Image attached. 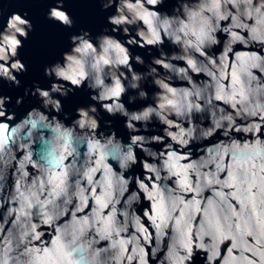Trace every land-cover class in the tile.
Segmentation results:
<instances>
[{"label":"water","instance_id":"water-1","mask_svg":"<svg viewBox=\"0 0 264 264\" xmlns=\"http://www.w3.org/2000/svg\"><path fill=\"white\" fill-rule=\"evenodd\" d=\"M115 7L108 12L100 10L96 0H0V126L7 128L11 133L3 153H0V242L6 238L13 240V247L16 248L17 239L21 230V225L26 223L25 218L17 221V212L21 206L18 199L17 187L25 195L35 193L41 201L49 198L53 187L60 182L58 178L59 169L49 173L46 171L41 157L57 145L58 133L55 131L59 124L61 132L71 131L74 138L76 153L68 156L65 165L69 166L65 187L66 195L62 193L55 199L54 204L49 205V211L56 217L52 225L42 223L38 215V207L32 211L31 223L39 225L36 229L40 233L37 240L28 244L29 248L41 249V254L53 247V242L57 237V229L71 225L73 215L77 220L88 217L93 219L96 210H100L101 219L91 228L87 235L96 241L93 245L98 249H109L107 253H101V259L116 257L121 253V248H111L112 241H126L124 244V254L120 264H140V257L137 248H143L147 253V264H172L175 255L183 256L186 253L179 248L183 229L186 225L191 226L193 249V260H185L184 264H231L232 258L248 257L255 260L252 254V247L256 245L254 234L256 227L254 223H246L250 217L257 216L259 177H264V171L260 170L261 163L256 161L233 160V153L236 151L234 145L241 148L245 144H254L257 139L261 146H264V119L261 114L249 115L243 111V107L237 102L235 106L219 96L231 95L233 91L243 86L244 91L256 89L264 86V60L259 67H252L254 63L250 57L255 54L264 57V41L258 37L264 36V24L258 23L260 16L256 12L264 13V0H252L251 6L245 4L233 5L225 4L221 0L218 13L223 15V19H218L211 11H202L198 22L192 25L193 30H199L203 20L210 21L215 28L214 35L216 43L205 45L202 49L204 55L194 48L186 46L185 37L182 33L180 42L174 41L175 31L172 35L165 33L157 22L156 27L160 31V38L164 44H150L148 41L153 39L152 30L145 19L140 18L138 11H135L139 3L145 12H157L160 21L168 19L176 29L180 21L189 23V12H201V9L212 7L211 0H185L188 4L187 9L177 13L172 8L176 0H164L165 4L150 5L147 0H111ZM51 6V7H50ZM50 7V8H49ZM66 9L76 19L75 31L83 28L96 36L105 27H113L114 32L109 39L113 44L119 43L127 51L129 64L132 63L135 55H143L145 60H149L146 51L160 49L164 55L157 59L171 65L170 69H165L162 65H155V70H150L153 89L152 98L148 104L141 108L138 102L133 105H124L129 111V115L139 114L144 108L151 107L155 112L145 121H132L133 125L150 123L152 126V136L155 140L146 138V143L132 145L133 151L137 156V165L132 169L135 175L129 180L127 172L123 173L122 179L127 184H120L119 178L122 170L118 163L109 158L107 164L115 173V183L113 187V203H108L101 207L97 203V197L102 198V182L105 178V170L98 165L99 155L89 157L87 148L84 144L85 138L95 135L96 139L103 143L109 136L99 132V122L97 128L91 127L92 121L96 120L92 107L103 104H121L123 99L127 103V96H110L103 99L102 95L115 91V81L124 82L127 77L131 80L128 72L124 71V65L118 63H103L101 71L97 75L102 80V84L94 89L97 97L95 102L89 99L86 90H77L75 94H70L67 98H62L65 112L64 117L57 114V97L64 89L53 92L48 86V82L43 77L45 65L57 62L54 68L64 71L68 75H74L77 68L73 60L80 58V53L74 49L69 50L68 33L59 25L64 22L55 17L52 12H64ZM46 12L48 17L46 18ZM27 13V14H26ZM250 13V14H249ZM112 14L114 20L132 21V23L107 25L106 17ZM29 24L34 26V31L29 33ZM66 27V25H64ZM253 29H256L255 36ZM126 30V31H125ZM29 35V40L25 41V35ZM90 36V34H89ZM89 36L84 39L92 44L96 50V55L101 62L118 61L123 54L114 47L107 53L103 51V38H97L94 42ZM234 36L242 39L235 40ZM187 39L195 40L189 36ZM18 42V43H14ZM79 46V42L77 45ZM158 55V53H155ZM72 57L73 60H70ZM22 60H21V59ZM194 60L196 68L193 70L188 61ZM26 63L29 66L28 73L23 74L21 88L9 87L4 85L5 81L11 82L12 77L19 79L17 75L22 69L19 65ZM247 68V72L238 69ZM183 69L181 72L179 70ZM144 71L145 69H139ZM250 73V75H249ZM55 80H63V77L56 76ZM239 77V84L234 86V77ZM41 82V91H48L49 96L43 97L37 93L38 101L32 97H26L25 102L20 101L19 97L24 95V88L31 86L33 81ZM87 83H94L92 77ZM64 84L71 85L70 80H64ZM75 87V86H73ZM223 89L221 91L220 89ZM174 90L176 95H173ZM199 91V99L195 93ZM193 93L185 98V93ZM249 101L254 102V97L249 93ZM235 99L240 100L237 94ZM259 102L264 104V93L258 96ZM175 101L182 109L187 102L198 103L201 111L195 109L189 114L185 111L183 116L177 115L175 109L168 103ZM32 104V106H30ZM30 106V107H29ZM27 107V111L25 108ZM77 107H82L83 112L75 113V119L71 114ZM159 113L157 115L156 113ZM51 113V115H50ZM105 119H114V127L118 134L123 135L125 141L132 144L131 137L123 129V120L108 117L103 114ZM222 116H231L233 124L230 131L228 121H221L222 126L216 129L212 136L204 138L202 135L208 129L214 128L216 121ZM127 119V118H125ZM85 121V127H80V121ZM35 127H32V124ZM257 125V131H244L251 125ZM189 132L194 129L192 139L187 135L183 138L189 142L183 145L179 142L181 130ZM240 129V130H238ZM15 130V131H13ZM141 135V133H133ZM176 137L174 140L173 137ZM218 137V138H217ZM119 141L122 149L127 150L123 140L119 136L115 137ZM227 149V154L223 150ZM31 153V162L26 157ZM78 153V154H77ZM170 153H176L183 157L179 165H192L187 169L189 185L185 187L190 190L184 191L179 187V181L184 178L180 172L177 175L165 180L168 171L167 164H174L175 161L169 160ZM74 165V166H73ZM146 165L156 169L161 179L157 180L156 172L149 171ZM89 169H98L92 177V183L84 178V173ZM26 173V175H25ZM51 180V182H49ZM77 181H80L79 188L84 189L86 199L81 202L78 195ZM200 183V191L197 194L195 189ZM208 181H211L210 183ZM146 186L149 192L154 185H159L164 196V207L161 209L162 215H171L167 226L162 229V235H158L157 228L153 224L151 217L156 215L154 204L159 197L149 199L148 194L140 187ZM42 185V186H41ZM126 189V190H123ZM171 189V193L169 192ZM95 193V196H93ZM179 195L184 204H181L172 211V199ZM67 201V202H66ZM118 201V202H116ZM193 201L198 202L199 210L193 207L185 209L184 205H191ZM82 205V206H81ZM115 208V227L122 229L117 236L112 234V239H100L97 229L103 228V221L106 220ZM12 210V211H10ZM180 231L176 230V221L181 219ZM228 218L227 223L225 218ZM139 221L137 226L136 221ZM159 223V220L157 221ZM230 224L233 231H239L237 239H225L217 248L211 247L213 239L211 235L204 236V243L209 245V250L196 248V230L202 225L205 231L215 233L219 228H226ZM144 229L146 231H141ZM253 234H247V233ZM147 237V238H146ZM234 243L237 245L233 247ZM22 251V249H18ZM231 250V256L229 252ZM215 253V255L213 254ZM16 253L14 252L13 255ZM212 257V259H209ZM111 264H116L112 260Z\"/></svg>","mask_w":264,"mask_h":264},{"label":"clouds","instance_id":"clouds-1","mask_svg":"<svg viewBox=\"0 0 264 264\" xmlns=\"http://www.w3.org/2000/svg\"><path fill=\"white\" fill-rule=\"evenodd\" d=\"M97 3L100 5V10L102 12H108L109 10L113 9L115 5L111 2V0H96ZM148 4L150 5H161L165 4L164 0H147ZM221 0H211L212 7L201 9V12H189V23H184L183 21L179 22V25L176 29H173V23L168 19L160 21L157 12H145L143 6L141 4H137L135 11H138L140 14L141 19H145L146 23L150 24L153 39H150L148 43L155 44L160 43L164 44V41L160 38V31L156 27L157 22H159L160 28L163 29L165 33L172 35L175 31L174 41L180 42L181 36L179 33H182L185 37L184 43L186 46L194 48L196 51H199L201 55H204L203 48L205 45L215 44L216 37L214 35L215 28L212 27L210 21L203 20L200 23L199 30H193L192 25L198 22V18L201 16L202 11L208 10L213 13V15L217 16L218 19H223L224 16L218 13L219 5ZM225 4H245L246 6H251L252 0H224ZM51 7V6H50ZM49 7V8H50ZM188 4L185 0H176L175 6L172 10H175L179 13L183 9H187ZM258 15L260 16V20L258 23L264 24V13H259V9L256 10ZM27 14V13H26ZM250 14V13H249ZM53 16L58 17L60 20L64 22V25H59L62 29L66 30L68 33V41H69V50L62 53V57L65 53L74 49L75 51L80 53V58L73 60L72 57H69L70 60H73V63L76 65V72L74 75H68L64 71H58L54 68V65L57 63H52L45 65L43 68V77L48 82V86L51 88L53 92H58L60 89H64L63 93L57 97L56 107H57V114L61 117H64L65 112L61 109L64 108L62 102V98H67L70 94H75L77 90H86L89 95V99L92 102H95L97 97L94 94V89L96 86L102 84V80L97 75L101 71L103 63H118L124 65V71L128 72L131 76V80L127 77L125 78L124 82L121 83L120 80L115 81V91L110 92L107 94L102 95L103 99H107L110 96H120L123 94L125 98L127 96V103L123 99V103L121 104H103L99 106V111L97 107H92V112L96 116V120L92 121L91 127L93 129L97 128V121L99 122V132L96 135L102 134L103 136H109L110 138L104 141L103 143L101 140L96 139L95 135L91 138H85L84 144L87 148V155L89 157L98 154L99 160L97 161L98 165L104 168L105 170V178L102 182V187L104 189L102 198L97 197V203H101L102 199L103 202L101 203V207L106 206L108 203H113L112 196H113V187L115 183V173H113L112 168L108 166L107 161L109 158L113 159L116 163H118L120 169L122 170L121 176L119 178L120 184H127V181L122 179L123 173L127 172L129 176V180L135 175L134 170L132 169L133 165H137V156L133 151L132 145L137 143H146V138H151L155 140L156 137L152 136V126L150 123L138 124L133 125L132 121H145L155 112V109L151 107L144 108V111L136 114L133 113L129 115V111L124 107V105H133L136 103L141 104V108L144 105L148 104L152 98V94L154 91H150L153 89L152 79L150 75V70H155V65H162L165 69H170L171 65L168 63L163 62L160 59H157L158 56L164 55V53L160 49H155V53L152 50L146 51V55L149 57V60H145L143 55H135L134 59L131 64H129V57L127 55L126 49H124L119 43L113 44L112 41L109 39L110 35L113 34L114 29L113 27H105L102 32L93 36L90 31H87L83 28L75 31L77 21L76 19L70 14V12L66 9L64 12H52ZM46 18L48 17V13L46 12ZM107 25L113 26V24H121V23H132V21H124L121 20H114L112 18V14L106 17ZM29 33L34 31V26L29 24ZM126 31V30H125ZM253 34L255 36L256 29H253ZM90 34V36H89ZM89 36L94 42L97 38H103V51L107 53L110 48H115L120 53L123 54L122 58L118 61H104L101 62L100 59L96 55V50L93 48L92 44L88 43L84 37ZM189 36L195 37V40L187 39ZM261 41H264V36L258 37ZM235 40L242 39L239 36H234ZM29 40V35H25L24 37V44L21 45L20 48V55L21 49L25 46V41ZM79 42V46L77 45ZM14 43H18L15 42ZM21 59V58H20ZM250 59L254 62L251 66L252 67H259L260 62L264 60V57H260L258 55L253 54ZM22 60V59H21ZM189 65L193 68V70H198L196 68V63L194 60L188 61ZM22 69L17 75L19 79L12 77L11 82L5 81L4 85L7 84L9 87L14 88H21L22 81L20 77L28 73L29 66L23 62V64L19 65ZM145 69L141 71L139 69ZM264 71V69H261ZM183 72L184 70H179ZM238 71L247 72V68L238 69ZM53 72H55L56 76L63 77V80H55L53 76ZM250 75V73H249ZM92 77L94 83H87L89 78ZM64 80H70L71 85L64 84ZM239 77H234V86L239 84ZM75 86V87H73ZM223 91L222 87L220 89ZM173 95L175 96L176 93L174 90ZM37 93L40 96L48 97V91H41V82L36 80L33 81L31 86L24 88V95L19 97L18 102L24 101L26 97L35 98L38 101ZM249 93H251L254 97V102L249 101ZM264 93V86H258L256 89H249L247 92L243 90V86L238 90L233 91L231 95L226 96H219L217 98L225 99L226 102H231L233 106L237 102L241 103L242 106L245 104H249V107H243V111L247 112L249 115H255L257 113L261 114L262 119H264V104L259 102L258 96ZM193 93L186 92L185 98L192 95ZM240 96V100L237 101L235 99L236 95ZM197 98L200 97V92L197 91L195 93ZM0 103H3L0 100ZM176 111L177 115L183 116L185 111L189 114L193 109L197 112L201 111L200 105L198 103L187 102L186 107L182 109L175 101L168 102ZM32 106V104H30ZM29 106V107H30ZM27 111V107L25 108ZM83 112L82 107H77L74 110V114H71L72 119H75V113ZM106 114L108 117L116 118L119 116L123 120L122 127L128 133V137H131L132 144H129L128 138L125 141L123 135L118 134V130L114 127V119H105L102 115ZM159 115V113H156ZM51 115V113H50ZM127 118V119H125ZM227 120L228 121V129L226 131H230L233 120L231 116H222L219 121H216L215 127L206 130L203 132L204 138L212 136L216 129L222 126L221 121ZM80 127H85V121L81 120ZM32 127H35V124H32ZM240 130V129H238ZM244 131H257L258 126L253 124L249 128L243 129ZM15 131V130H13ZM55 131L59 134L57 137V145L54 146L46 156L41 157L46 165V171L49 173L55 172L59 169L58 178L60 182L56 184L52 191L49 194V198L41 201L39 196L35 193L30 195H25L23 192L20 191L19 185L17 187L18 199H20L21 206L19 209L15 210L17 212V221L16 223H20V218L24 217L26 223L21 225V230L18 235L17 245L16 248L13 247V240L11 238H6L4 241L0 242V264H111L112 260L116 261V264H120L121 259L123 258L124 249L123 246L126 244V241H112L110 247L116 248L117 245L121 248V253L119 256L116 257H107L106 259H101V253H107L109 249H98L95 248L93 245L96 241L92 238H89L87 233L88 231L95 226V223L100 221L101 219V212L100 210H96L94 213L93 219H89L88 217L81 218L77 220L75 215H73L71 225H67L57 229V237L56 240L53 242V247L47 251H44L41 254V249L39 248H29L28 244H30L33 240H37L40 237V233L36 231L39 225L31 223L32 220V209L34 207H38V215L40 216L42 223L52 225L55 222L56 217L49 211V205L54 204L55 199L58 198L62 193L66 195L67 189L64 186L65 181L67 180L69 166L65 165V160L68 156L73 155L76 153V148L74 147V138L71 131H63L61 132L59 124H57ZM193 130L189 132H184L181 130V136L179 142L183 145L188 144V140L184 139L183 137L187 135L189 139L194 138L192 133ZM133 133H141V135H134ZM11 133H8V130L4 126H0V153H3L4 148L6 146L7 141L11 137ZM264 135V133H262ZM119 136L121 140H123L124 145H127V150L124 151L119 143V141H115V137ZM218 138V137H217ZM173 139L175 140L176 137L174 136ZM236 151L233 153V160H245V161H256V162H264V146H261V142L259 139L255 141L254 144H245L243 148H241L238 144L234 145ZM227 149L223 150L224 154H227ZM78 154V153H77ZM26 159L31 162V153L26 157ZM183 159L176 153H170L169 160L175 161L174 164H167L165 165L168 176L164 177L163 179L167 180L171 178V176L177 175L178 172L184 175V178L179 181V187L184 190H190L189 188L185 187L189 185V178L187 176V169L192 168V165H179V161ZM74 166V165H73ZM149 171L156 172V169L146 165ZM98 169H89L84 173V178L92 183V177L95 171ZM260 170L264 171V163H261ZM26 175V173H25ZM157 180H160L161 177L158 172H156ZM51 182V180L49 181ZM209 183L211 181H208ZM80 181H77V188H78V195L83 203L86 199L84 196V189L79 188ZM42 186V185H41ZM140 187L148 194L149 199H153L155 197H159L158 202L154 204L156 209V215L151 217L153 224L157 228L158 235H162V229L167 226L168 219L171 218V215L168 216L162 215L161 209L164 207V196L162 190L159 185H154L151 192L148 191L145 185L140 184ZM126 190V189H123ZM196 191L199 194L200 191V183L198 181L197 187L195 189H191ZM171 189L169 192L171 193ZM95 196V193H93ZM258 215L250 217V220L246 223H254L256 227V232L254 234V238L256 239V245L252 247V254L256 257L255 260L250 259L248 257H240V258H232L231 264H264V177H259V191H258ZM172 199V211L181 204H184L182 197L177 195ZM67 202V201H66ZM118 202V201H116ZM82 206V205H81ZM185 209L189 207H193L196 211L199 210L198 202L193 201L191 205H184ZM12 211V210H10ZM115 208H113L112 213L109 217L103 221L104 227L97 229V234L100 236V239H112V234L115 233L117 236L122 229L115 227ZM184 213H182L181 219L176 221V230L180 231L181 220L183 219ZM159 220V223L157 222ZM228 218H225L227 223ZM137 226H139V221H136ZM141 231H146L144 229H140ZM2 231V229H0ZM247 234H253L251 232ZM211 235L213 239V244L211 247L217 248L218 245L223 242L225 239H232L236 240L239 231H233V228L230 224L226 228H219L216 230L215 233L205 231L204 226L202 225L200 228L196 230L197 242L195 244L196 248L203 249L205 251L209 250L210 246L204 243V236ZM147 238V237H146ZM178 245L181 250H183L186 255H179V252L176 253L175 259L173 260L172 264H184L185 260H193L192 249H193V241H192V230L191 226L186 225L183 229L182 235L178 240ZM237 245L234 243L233 247ZM18 249H22L19 251ZM137 254L140 257V264H147V253L144 251L143 248H137ZM16 253L13 255V253ZM215 255V253H213ZM229 256H231V250L229 252ZM212 259V257H209ZM195 264V261H193Z\"/></svg>","mask_w":264,"mask_h":264}]
</instances>
